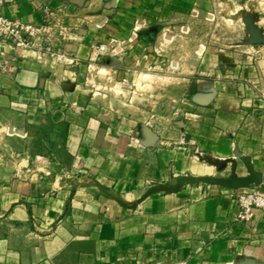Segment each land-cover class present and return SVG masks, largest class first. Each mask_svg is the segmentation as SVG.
<instances>
[{"label":"crops","instance_id":"crops-1","mask_svg":"<svg viewBox=\"0 0 264 264\" xmlns=\"http://www.w3.org/2000/svg\"><path fill=\"white\" fill-rule=\"evenodd\" d=\"M226 1L4 0L71 40L63 63L0 47V264H264V210L232 222L248 188L149 192L246 177L241 156L264 177V17L241 40L214 15L215 47L193 32L213 5L233 31L256 7Z\"/></svg>","mask_w":264,"mask_h":264},{"label":"built area","instance_id":"built-area-1","mask_svg":"<svg viewBox=\"0 0 264 264\" xmlns=\"http://www.w3.org/2000/svg\"><path fill=\"white\" fill-rule=\"evenodd\" d=\"M4 0H0V47L37 51L54 59L58 63L66 60L65 51L55 49L57 43H68L71 40L70 30L58 23L53 11L40 7L41 23L25 22L16 16L1 13ZM110 43L91 45V53L97 57L108 52ZM126 83V80L122 81ZM238 210L232 217L234 223H249L255 209L264 210V185L250 186L244 191L235 193Z\"/></svg>","mask_w":264,"mask_h":264},{"label":"rangeland","instance_id":"rangeland-1","mask_svg":"<svg viewBox=\"0 0 264 264\" xmlns=\"http://www.w3.org/2000/svg\"><path fill=\"white\" fill-rule=\"evenodd\" d=\"M213 3L212 4H216V3H220L222 2V0H212ZM256 1V7L255 8H251L249 9V11L247 9H240V12L238 14V29L233 31L230 28L226 27V25L230 24V19H228V24L225 23V15L224 13L221 14V8L220 7H216L215 5L212 6V12L208 13V17L206 18V20L204 18H200L198 16H194L195 17V21L192 23V27L194 34L196 35L197 38H200L201 40L205 41L208 46L210 47H215L218 46L214 35L216 34L215 31V23H214V15H218L221 16L224 20H223V28H220L217 26V32H219L220 34L223 35V38H227L230 39L233 35H235V37L238 35L239 39H243L244 37L247 36V27H246V23L244 22L245 19L247 18V16H249L250 18H252L254 21L255 20H259L260 18L264 17V12L261 11V9L259 7H257L259 5V2L261 0H254ZM225 2H227L225 0ZM238 4H244V0H239ZM258 4V5H257ZM263 23V21H262ZM260 27H263V24L259 25ZM201 36V37H199ZM4 64L1 67V70H4Z\"/></svg>","mask_w":264,"mask_h":264},{"label":"water","instance_id":"water-1","mask_svg":"<svg viewBox=\"0 0 264 264\" xmlns=\"http://www.w3.org/2000/svg\"><path fill=\"white\" fill-rule=\"evenodd\" d=\"M151 139H154V137ZM237 156L240 157L239 154ZM241 162L244 163L246 166V177H236L235 175H231L227 179H205V178H194V177H176V183L173 185H166V186H156L150 189L149 192H158V191H164V192H173L182 186H184L186 183H203L208 182L211 184H217L221 185L223 187H229L233 189H245L249 188L250 186H260L264 183V177L262 173L257 172L253 169L250 160L247 157H240Z\"/></svg>","mask_w":264,"mask_h":264}]
</instances>
